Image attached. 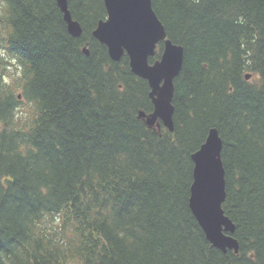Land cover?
<instances>
[{
    "label": "trees",
    "instance_id": "obj_1",
    "mask_svg": "<svg viewBox=\"0 0 264 264\" xmlns=\"http://www.w3.org/2000/svg\"><path fill=\"white\" fill-rule=\"evenodd\" d=\"M67 5L79 37L56 0L0 3V264H264V0H151L183 47L171 132L139 118L146 80L92 36L103 0ZM210 128L237 253L189 208Z\"/></svg>",
    "mask_w": 264,
    "mask_h": 264
},
{
    "label": "water",
    "instance_id": "obj_2",
    "mask_svg": "<svg viewBox=\"0 0 264 264\" xmlns=\"http://www.w3.org/2000/svg\"><path fill=\"white\" fill-rule=\"evenodd\" d=\"M56 3L69 34L79 37L82 28L72 18L67 0H56ZM103 3L106 17L97 22L92 36L106 46L112 60L118 61L126 54L131 71L146 80L153 108L149 113L139 111V118L148 127L159 126L161 122L168 131H173V80L182 66L183 47L167 37L151 0H103ZM159 42L162 43L160 56L149 63ZM83 51L88 54L85 46ZM245 78L248 79L249 74ZM221 148L217 129L210 128L205 141L191 154L193 168L188 203L210 244L222 252L237 253L239 245L233 236L234 224L222 209L225 179Z\"/></svg>",
    "mask_w": 264,
    "mask_h": 264
},
{
    "label": "bare ground",
    "instance_id": "obj_3",
    "mask_svg": "<svg viewBox=\"0 0 264 264\" xmlns=\"http://www.w3.org/2000/svg\"><path fill=\"white\" fill-rule=\"evenodd\" d=\"M192 144V143H191ZM153 159V158H152ZM182 163V162H181ZM173 168V167H172ZM254 190V189H253ZM247 251V250H246Z\"/></svg>",
    "mask_w": 264,
    "mask_h": 264
},
{
    "label": "snow or ice",
    "instance_id": "obj_4",
    "mask_svg": "<svg viewBox=\"0 0 264 264\" xmlns=\"http://www.w3.org/2000/svg\"><path fill=\"white\" fill-rule=\"evenodd\" d=\"M0 3H2V0H0Z\"/></svg>",
    "mask_w": 264,
    "mask_h": 264
}]
</instances>
